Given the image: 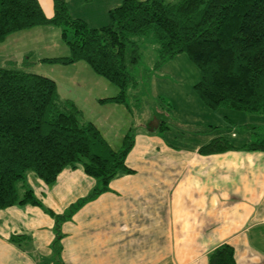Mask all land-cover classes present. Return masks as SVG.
I'll use <instances>...</instances> for the list:
<instances>
[{
  "label": "trees",
  "instance_id": "1",
  "mask_svg": "<svg viewBox=\"0 0 264 264\" xmlns=\"http://www.w3.org/2000/svg\"><path fill=\"white\" fill-rule=\"evenodd\" d=\"M52 6L53 15L47 19L36 0H0V43L16 32L57 27L67 55L40 62L86 64L116 88L115 95L98 103L119 104L128 111L126 99L134 89L141 39L154 46L152 69L185 54L198 71L193 92L207 109L264 114V0H121L98 28L72 18L66 0H52ZM8 65L0 67V209L41 207L25 184L28 172L50 185L61 170L80 166L96 181L84 198L68 207L65 217L46 210L53 219L52 261L62 264L60 224L107 191L113 177L131 173L124 158L134 134L128 130L121 146L110 148L71 100L59 99L53 80L26 72L16 62ZM164 128L159 125V130ZM213 128L203 127L201 132ZM232 149L226 138L218 137L197 152L208 155ZM240 149L264 152V138L248 141ZM24 238L10 236L9 241L19 245ZM207 264H235L232 248L224 243L216 246L207 254Z\"/></svg>",
  "mask_w": 264,
  "mask_h": 264
},
{
  "label": "crops",
  "instance_id": "2",
  "mask_svg": "<svg viewBox=\"0 0 264 264\" xmlns=\"http://www.w3.org/2000/svg\"><path fill=\"white\" fill-rule=\"evenodd\" d=\"M36 1L44 17L51 18L52 0ZM81 1L66 0L69 14L91 28L104 25L107 11L121 2L93 0L101 3L94 14ZM73 6L87 14L81 9L73 13ZM211 114L183 113L179 120L191 128L187 134H172L167 128L164 138L160 122L135 132L124 158L131 173L113 177L107 191L60 224L61 262L207 264V254L224 243L232 248L235 264H264V152L240 149L264 138V114ZM203 127L214 128L201 132ZM218 137L233 149L198 154ZM25 184L41 207L0 209V264H50L53 219L46 210L61 213L84 198L94 181L80 168H65L50 185L34 175L26 176ZM16 235L26 238L16 245L9 241Z\"/></svg>",
  "mask_w": 264,
  "mask_h": 264
},
{
  "label": "rangeland",
  "instance_id": "3",
  "mask_svg": "<svg viewBox=\"0 0 264 264\" xmlns=\"http://www.w3.org/2000/svg\"><path fill=\"white\" fill-rule=\"evenodd\" d=\"M92 1L82 0L80 4L82 8L88 10L91 8L92 13L95 14V11L100 9L101 3ZM82 8L73 6L72 12L76 13L78 9L84 11ZM138 46L141 57L134 71V89L126 99L131 118L117 104L97 102L98 99L115 95L116 88L92 73L83 62H75L77 64L68 66L40 62L42 58L67 55V50L59 39V29L55 26L48 25L40 31L30 29L10 34L0 43V67H8L7 60L10 59L26 72L53 80L59 99L73 100L83 118L93 122L114 150L121 146V140L128 130L130 134H135L159 122L165 125L161 130L164 138L168 137V134L164 133L167 128L172 134H187L191 128L179 120L183 113H194L195 116L200 113H215L211 115H216L217 118L224 113H243L228 109L209 110L200 103L192 89L198 81V71L187 60L185 54H178L159 68L152 69L156 58L154 46L141 39L138 40ZM26 176L33 174L28 172ZM92 180L95 186L96 181ZM68 207L56 215L65 217L69 211ZM50 264L55 263L51 261Z\"/></svg>",
  "mask_w": 264,
  "mask_h": 264
}]
</instances>
